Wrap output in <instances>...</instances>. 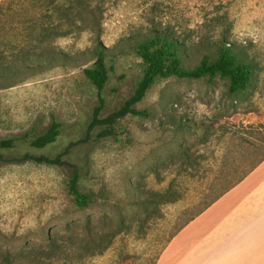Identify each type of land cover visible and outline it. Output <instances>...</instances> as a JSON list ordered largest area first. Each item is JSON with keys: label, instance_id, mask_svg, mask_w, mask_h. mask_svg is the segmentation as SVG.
Here are the masks:
<instances>
[{"label": "rangeland", "instance_id": "rangeland-1", "mask_svg": "<svg viewBox=\"0 0 264 264\" xmlns=\"http://www.w3.org/2000/svg\"><path fill=\"white\" fill-rule=\"evenodd\" d=\"M217 21L228 22V38L251 48L263 65L246 96L230 95L220 76L212 82L160 78L137 104L148 117L127 115L116 136L99 138L101 127L90 128L98 89L84 73L95 57L83 52L100 42L121 45L154 27L169 26L197 40L221 34ZM54 46L76 60L0 78V143L14 140L0 155L54 157L69 150L65 158L80 168L81 188L94 190L99 204L73 213L68 166L0 157V233L30 230L31 239L43 240L42 230L59 223L63 211L84 219L90 213L117 215L122 208L131 220L128 231L84 264H158L175 236L264 158V0H113L100 34L83 31L56 39ZM142 71L135 52L117 58L102 90V116L125 102ZM53 122L60 124L56 140L33 146L32 139ZM139 198L143 203L132 204ZM203 227L192 224L176 243L188 245Z\"/></svg>", "mask_w": 264, "mask_h": 264}, {"label": "trees", "instance_id": "trees-1", "mask_svg": "<svg viewBox=\"0 0 264 264\" xmlns=\"http://www.w3.org/2000/svg\"><path fill=\"white\" fill-rule=\"evenodd\" d=\"M112 3L113 0H0V78L15 76L26 69L53 68L74 62L77 57L57 49L55 40L87 30L100 34ZM217 25L223 26L221 34H203L197 40L188 39L169 26L154 27L123 40L121 45L108 48L100 42L83 52V57L88 54L95 57L84 73L97 87L100 100L94 107L90 128L101 127L99 138L112 137L117 135L118 122L127 115L148 117L150 112L139 109L137 104L160 78H205L212 82L220 76L228 80L230 95L246 96L253 82L262 77L263 65L251 48L228 38V22L217 21ZM129 51L141 57L142 75L125 102L102 116L105 106L102 90L117 58ZM87 63L88 60L79 61L71 66ZM59 127L58 122H53L45 133L32 139V145L44 147L53 143ZM13 146L11 138L0 143V148ZM68 151L54 157L31 153L10 159L0 157L5 162L32 160L68 166L73 213L93 209L100 198L94 190L81 188L80 168L65 158ZM141 203V198L132 201L134 205ZM117 213L106 212L103 216L90 213L81 219L77 214L63 211L56 216L59 223L42 230L43 240L31 239L30 230L23 234L0 233V264H84L87 259L103 254L120 234L128 231L131 220L127 211L121 208Z\"/></svg>", "mask_w": 264, "mask_h": 264}, {"label": "crops", "instance_id": "crops-1", "mask_svg": "<svg viewBox=\"0 0 264 264\" xmlns=\"http://www.w3.org/2000/svg\"><path fill=\"white\" fill-rule=\"evenodd\" d=\"M196 223L202 233L188 245L176 243ZM181 232L158 264H264V158Z\"/></svg>", "mask_w": 264, "mask_h": 264}]
</instances>
